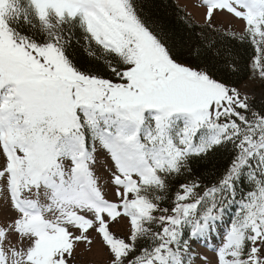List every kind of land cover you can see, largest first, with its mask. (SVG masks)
<instances>
[{"label": "snow or ice", "instance_id": "1", "mask_svg": "<svg viewBox=\"0 0 264 264\" xmlns=\"http://www.w3.org/2000/svg\"><path fill=\"white\" fill-rule=\"evenodd\" d=\"M193 7L189 57L247 44L264 89V0ZM217 153L211 177L194 166ZM96 237L105 264H264V105L136 0H0V264H75Z\"/></svg>", "mask_w": 264, "mask_h": 264}, {"label": "trees", "instance_id": "2", "mask_svg": "<svg viewBox=\"0 0 264 264\" xmlns=\"http://www.w3.org/2000/svg\"><path fill=\"white\" fill-rule=\"evenodd\" d=\"M136 3L146 17L154 21L159 28L168 32L180 57L195 59L201 66L206 63L217 78L234 82L237 87L248 78L250 73L246 69V61L251 49L247 44L241 46L239 44L228 45L227 41L218 42L215 48H210L207 45L194 48L192 56L189 57L188 44L192 34L178 18L179 15L186 14L183 9L176 5L174 0H136ZM178 9L182 11L178 13ZM196 32H199L198 28ZM79 55L84 56L85 54L80 53ZM232 60L237 61V67L234 70L230 67ZM250 99H254L257 106L264 105V101L256 98ZM226 158V155L217 153L206 160L199 161L194 166L203 175L211 177L215 170L222 166Z\"/></svg>", "mask_w": 264, "mask_h": 264}, {"label": "rangeland", "instance_id": "3", "mask_svg": "<svg viewBox=\"0 0 264 264\" xmlns=\"http://www.w3.org/2000/svg\"><path fill=\"white\" fill-rule=\"evenodd\" d=\"M176 5H178L180 8L183 9V11L187 14V16L194 21L195 23H200L201 16L200 12L203 11V9L197 10L193 7L194 2L196 0H174ZM217 20H224L227 22L228 20H232V24L230 25L231 29L235 32H239L241 22L238 20L232 19L227 14L221 15L217 14ZM250 74L248 78L238 86V88L241 89L242 93L247 91L249 93L250 98H256L257 100L264 101V89L260 88L258 86L253 87V82L249 79ZM99 163L103 164L104 159L103 157L99 158ZM97 176L104 175L106 178V173H103L102 171L97 170L96 171ZM101 183L103 184L104 181L102 180ZM106 196L107 198H112V191L110 188H106ZM227 215V214H226ZM228 220V219H227ZM110 230L113 231L118 236L126 237L128 235V224L125 219H121L118 223H113L110 226ZM199 251H204L205 249L197 247ZM106 250L103 249L99 237H96L95 243L91 245V250H87L86 246L81 244L79 248L77 249V256L75 260V264H105L106 261ZM208 255H212V252L208 250Z\"/></svg>", "mask_w": 264, "mask_h": 264}]
</instances>
